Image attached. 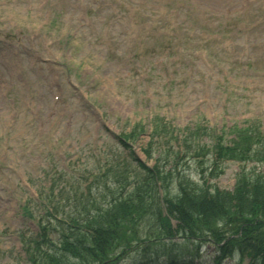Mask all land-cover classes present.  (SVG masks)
Listing matches in <instances>:
<instances>
[{"label":"rangeland","instance_id":"obj_1","mask_svg":"<svg viewBox=\"0 0 264 264\" xmlns=\"http://www.w3.org/2000/svg\"><path fill=\"white\" fill-rule=\"evenodd\" d=\"M134 126L143 131L127 142L133 158L114 182L113 170L100 168L125 157L117 139ZM239 128L264 136V0H0V264H29L16 248L28 237L18 242L17 230L39 237L22 211L19 178L48 184L44 174L59 169L62 183L89 187L95 176L107 183L92 193L110 199L141 178L136 160H159L173 174L171 194L181 174L232 191L243 168L261 200L264 162L213 165L216 137L230 145ZM58 198L44 200L70 208ZM243 223L248 233L264 230L258 213ZM208 246L198 264H211Z\"/></svg>","mask_w":264,"mask_h":264},{"label":"trees","instance_id":"obj_2","mask_svg":"<svg viewBox=\"0 0 264 264\" xmlns=\"http://www.w3.org/2000/svg\"><path fill=\"white\" fill-rule=\"evenodd\" d=\"M240 130L243 132L237 133L230 145H223L222 138H217L213 146V165L217 160L227 158L236 162L254 159L264 162V136L248 128ZM140 132L142 130H138L135 136L128 135L127 139L136 138ZM149 150L148 145V157ZM128 156L131 157V153ZM126 162L124 158L108 162L106 171L113 170L115 179L120 174L123 176L128 165ZM138 168L141 173L137 176L141 175V178L133 180L136 184H132V191L126 190V186L131 185H128V180L124 181L110 199L105 194L96 198L92 193L107 183L105 179L99 184L95 176L90 186L83 187V191L78 189L77 194L74 184L62 187L58 196L72 204L65 211H60L62 206L57 210L58 206L51 205V221L57 229L47 232L46 227H42L39 241L30 248L29 263L117 264L125 255L144 253L156 246L169 248L178 240L182 241L177 242L180 247L187 248L190 244L194 251L210 240L216 246L220 245L213 264H219L233 252H237L241 259L247 257L249 264H264V230L248 233L250 231L242 227L247 216L253 217L258 213L264 217V195L257 200L258 194H251L254 191L245 183L243 168L232 191L211 190L206 179L202 178L199 183L181 174L176 184L178 191L173 194L169 191L173 174L163 168L159 160L151 168L142 164H138ZM199 174L202 175V171ZM158 189L163 190L162 201ZM246 196L249 199L244 200ZM255 206H260V209ZM171 221L176 225L173 226ZM53 233H59L56 240L50 236ZM169 264L194 263L192 258Z\"/></svg>","mask_w":264,"mask_h":264}]
</instances>
